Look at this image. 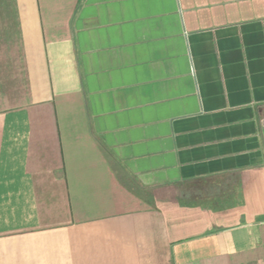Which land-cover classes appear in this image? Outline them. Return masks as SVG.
Wrapping results in <instances>:
<instances>
[{
    "label": "crops",
    "instance_id": "0c3cea01",
    "mask_svg": "<svg viewBox=\"0 0 264 264\" xmlns=\"http://www.w3.org/2000/svg\"><path fill=\"white\" fill-rule=\"evenodd\" d=\"M0 264H264V0H0Z\"/></svg>",
    "mask_w": 264,
    "mask_h": 264
}]
</instances>
